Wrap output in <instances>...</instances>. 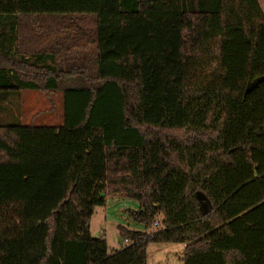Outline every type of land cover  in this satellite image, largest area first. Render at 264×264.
<instances>
[{
	"label": "trees",
	"instance_id": "1",
	"mask_svg": "<svg viewBox=\"0 0 264 264\" xmlns=\"http://www.w3.org/2000/svg\"><path fill=\"white\" fill-rule=\"evenodd\" d=\"M23 89L62 91L63 124L0 125V264H148L151 243L264 264L259 0H0V91ZM115 194L161 226L110 252L90 223Z\"/></svg>",
	"mask_w": 264,
	"mask_h": 264
},
{
	"label": "rangeland",
	"instance_id": "2",
	"mask_svg": "<svg viewBox=\"0 0 264 264\" xmlns=\"http://www.w3.org/2000/svg\"><path fill=\"white\" fill-rule=\"evenodd\" d=\"M262 3L264 0H260ZM264 8V7H263ZM63 124V93H46L36 89L0 91V125L61 126ZM138 203L123 194L111 195L105 206H98L92 216L90 232L94 238L103 237L109 251L127 245L119 225L140 231L147 229L144 224L134 222L130 211ZM156 221L161 225V217ZM183 244L151 243L148 246V264H183Z\"/></svg>",
	"mask_w": 264,
	"mask_h": 264
},
{
	"label": "water",
	"instance_id": "3",
	"mask_svg": "<svg viewBox=\"0 0 264 264\" xmlns=\"http://www.w3.org/2000/svg\"><path fill=\"white\" fill-rule=\"evenodd\" d=\"M103 195V194H102ZM198 199L201 202V209L203 213H207L210 209V202L203 194H198Z\"/></svg>",
	"mask_w": 264,
	"mask_h": 264
},
{
	"label": "crops",
	"instance_id": "4",
	"mask_svg": "<svg viewBox=\"0 0 264 264\" xmlns=\"http://www.w3.org/2000/svg\"><path fill=\"white\" fill-rule=\"evenodd\" d=\"M259 2H260V4H261V6H262V8L264 7V1H263V3L259 0ZM263 11H264V8H263ZM134 210H136V209H134ZM184 248H185V245L183 244V248H182V250H183V252H184Z\"/></svg>",
	"mask_w": 264,
	"mask_h": 264
},
{
	"label": "built area",
	"instance_id": "5",
	"mask_svg": "<svg viewBox=\"0 0 264 264\" xmlns=\"http://www.w3.org/2000/svg\"><path fill=\"white\" fill-rule=\"evenodd\" d=\"M155 225H156V226H161L160 223H159L158 221L155 222ZM125 241L128 243V240H127V239H126Z\"/></svg>",
	"mask_w": 264,
	"mask_h": 264
}]
</instances>
